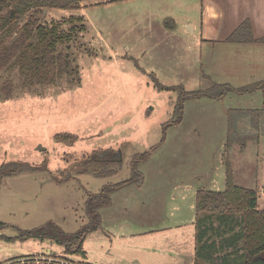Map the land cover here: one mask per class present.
<instances>
[{
    "label": "rangeland",
    "instance_id": "rangeland-1",
    "mask_svg": "<svg viewBox=\"0 0 264 264\" xmlns=\"http://www.w3.org/2000/svg\"><path fill=\"white\" fill-rule=\"evenodd\" d=\"M96 2H85L82 9L76 11L49 10L46 15L47 21L61 22L64 28H68L67 19L70 16L84 17L86 29L71 52L77 68V74L68 79L71 84L63 81L56 86L28 89L23 87L16 70H12L9 75H0V86L6 77L14 85V97L0 101V165L8 161L38 165L46 160L49 169L46 172L0 178V221L7 224L0 233L6 236L17 235V228L31 229L48 220L66 232L81 227L87 221L84 211L87 194L95 193L108 183L125 179L131 153L150 151L151 145L160 141L164 130L169 149L155 155L143 167V171L163 173V165H168L183 176L197 174L202 183L210 182L214 177L212 187L216 191L225 187L224 165L219 164L220 159L223 163L221 152L225 130L223 125L220 127L218 118L210 113L209 105L200 107L198 104L201 102L188 100L183 125H169L171 102L176 99V93L157 90L149 72L142 65L144 63L133 59L131 53L134 50H128V46L133 47L135 44L141 47L138 40L141 39L139 32L143 25L135 29L134 24L131 28L129 25L134 18L130 15V18L125 19L122 12L128 10L136 13L141 12L142 8H157L158 0L126 1L109 9L116 10L103 13L102 17L101 9L95 7ZM137 65L146 73L141 72ZM189 71L191 74V69ZM197 74L195 72L193 75ZM175 75L179 79L178 72ZM161 77V83L165 85H173L171 81H175L163 76V72ZM191 81L192 78H189L183 84L187 90L196 89L195 82ZM63 132L76 134L78 138L73 144L54 139V135ZM39 147L43 149L39 150ZM110 147L122 151L123 167L118 174L94 178L89 174L78 175L73 169L78 160L86 158L93 150ZM172 148L178 150L177 155L172 152ZM228 158L236 182L257 189L260 194L259 207L264 208V133L257 141L249 140L243 151L234 145L228 152ZM142 165L139 167L142 168ZM62 170L71 173L75 179L56 184L51 176ZM79 182L83 183L82 187L78 185ZM121 205L119 203V207ZM121 208L124 210V206ZM154 213L158 217L169 215L170 212L162 206ZM142 223L127 226V237L116 240L111 237V242L104 239L100 232H91L84 241V249L103 258L94 260L98 261L95 264L169 263L162 252H156L155 255L145 250L159 248L157 244H152V241L158 242L157 239L163 241L160 247L164 249L167 247L175 252L189 249L193 230L190 226L149 232L155 226H141ZM16 243V246H22L21 250L14 252L9 248L11 243L2 239L0 248L6 245L7 257L8 252L25 256L29 254L26 252H29L30 246L36 248L38 244V250L42 248L44 253L35 252L36 257H58L52 251L59 253L62 248L49 240L29 239L13 244ZM103 243L110 245V255L106 254L109 253L107 248L99 252ZM70 258L77 262L76 257ZM8 259L2 260V263L7 264Z\"/></svg>",
    "mask_w": 264,
    "mask_h": 264
},
{
    "label": "trees",
    "instance_id": "trees-1",
    "mask_svg": "<svg viewBox=\"0 0 264 264\" xmlns=\"http://www.w3.org/2000/svg\"><path fill=\"white\" fill-rule=\"evenodd\" d=\"M91 1L96 0H0V75H9L12 70H16L23 87L28 89L36 86H56L63 81H69V78L77 74L71 52L86 29L84 17L70 16L67 19L69 26L64 28L61 22L47 21L46 15L49 10H80L83 3ZM228 41L264 43V38H254L250 23L245 20L232 32ZM138 69L146 73L139 66ZM148 75L157 90L176 93V99L171 102L172 115L169 125L181 122L184 103L188 100L221 99L230 93L248 94L257 89L264 92V80L232 87L225 83H214L201 72L203 80L200 87L196 90H186L182 84H162L152 72ZM13 97V82L6 77L0 86V101ZM226 119L222 152L225 187L221 191L199 188L196 192L194 264H264V208H260L258 204L259 191L236 182L228 158V152L234 145H238L239 150L243 151L249 140L260 139L264 133V105L261 108L228 109ZM164 133L165 130L160 142L164 139ZM77 138L76 134L67 132L54 135L55 140L66 144H73ZM154 148L155 146L151 147L150 151ZM150 151L132 155L125 179L108 183L97 192L87 194L84 201L87 221L75 231L66 232L55 222L48 220L31 229L17 228L15 236L0 234V239L8 242L49 240L62 247L64 256L43 258L26 254L9 258L7 264H91L84 261V241L89 233L101 228L99 210L110 205V194L113 191L142 182L139 165L149 158ZM122 167V151L112 147L93 150L86 158L73 165L78 175L89 174L94 178L114 176ZM46 171H49L46 160L38 165L24 161H8L0 165V178ZM65 171L52 175L53 181L64 184L75 179L71 173ZM6 227L7 224L0 221V230ZM70 257L81 260L74 262Z\"/></svg>",
    "mask_w": 264,
    "mask_h": 264
},
{
    "label": "crops",
    "instance_id": "crops-1",
    "mask_svg": "<svg viewBox=\"0 0 264 264\" xmlns=\"http://www.w3.org/2000/svg\"><path fill=\"white\" fill-rule=\"evenodd\" d=\"M126 1L130 0H102L97 1L95 7L101 9L102 17L103 13L114 12L116 9L113 11L109 9ZM148 9L143 10L142 8L141 12L137 11L136 13L128 10L122 12L125 19L130 18V15L134 18L133 23L129 25L131 28L134 24L136 25L135 29L143 25L142 31L139 32L141 39L138 40L141 47L139 44H135L133 47L128 46V50H134L131 57L142 61L144 68L148 72L154 73L160 82L162 81L161 72H163V76L175 80L171 81L173 85H185V82L192 78L191 82H195L196 89L202 84L201 72L214 83H225L232 87L264 80V43L228 41L232 32L245 20L249 21L254 38H264V0H158L157 8ZM161 66H167L169 69ZM189 69L192 71L191 74ZM176 72L179 74V79H176L178 78L175 75ZM195 72L198 74L193 75ZM263 97L262 90L257 89L248 94L230 93L221 99L201 98L189 101L201 102L198 104L200 107L209 105L210 113L215 115L216 119L218 118L220 127L223 125L226 135L227 110L231 108H261L264 105ZM187 102L184 103L181 122L173 126L183 125ZM154 146L155 148L150 151L149 158L143 162L142 168L139 167L143 176L142 182L113 191L110 194V205L99 210L101 228L97 232H100L104 239L111 242V237H114L115 240L127 237V226L134 223L143 222L141 226H155L153 227L155 229H151L149 232L155 230V232H162L166 229L190 226L193 230L189 249H181L176 252L167 247L164 249L160 247L163 241L157 239L158 242L152 241V244H157L159 248L152 247L145 250L155 255L156 252L159 254L162 252L163 256L169 260V263L166 264H194L196 192L199 188L217 190L212 187L215 179L213 177L210 182L202 183L197 174L191 173L190 177L192 178L183 176L179 172H174L175 170H172V167L168 165H163V173L151 170L143 171V167L155 155L168 148L166 135L161 142L151 145V147ZM172 149V152L177 155L178 150ZM179 152L183 154L181 150ZM134 153H131L129 160ZM219 164L223 165L221 159ZM207 178H211V175ZM223 179H225V174H223ZM78 185L82 187L83 183L79 182ZM119 203L122 204L121 207L124 206V210L119 207ZM133 205L137 207L132 208ZM162 206L170 212L169 215L155 217L154 211L161 209ZM135 211L136 213L133 214L132 212ZM158 220L159 222L155 223ZM14 242L20 241L9 242L11 243L9 248L14 252L21 250L22 246H16L17 243L13 244ZM104 244L99 252L102 253L107 248L109 253L106 254L110 255V245ZM39 248V244L36 248L30 246L29 252L26 253L33 255L35 252L44 253L43 249L38 250ZM6 250V245L0 248L3 254L0 257V264H3L2 260L6 258L20 256V254L8 252L7 257ZM85 251L84 261L95 264V262L103 260L100 255H93L86 249ZM52 253H55L56 256H64L62 248L59 253L56 251H52ZM97 259L98 261H94Z\"/></svg>",
    "mask_w": 264,
    "mask_h": 264
},
{
    "label": "water",
    "instance_id": "water-1",
    "mask_svg": "<svg viewBox=\"0 0 264 264\" xmlns=\"http://www.w3.org/2000/svg\"><path fill=\"white\" fill-rule=\"evenodd\" d=\"M43 148L42 147H39V150H42Z\"/></svg>",
    "mask_w": 264,
    "mask_h": 264
}]
</instances>
